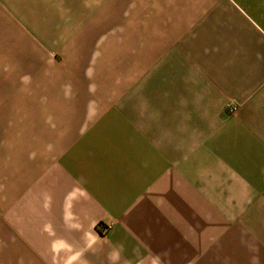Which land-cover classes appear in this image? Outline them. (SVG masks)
<instances>
[{
    "label": "crops",
    "instance_id": "0c3cea01",
    "mask_svg": "<svg viewBox=\"0 0 264 264\" xmlns=\"http://www.w3.org/2000/svg\"><path fill=\"white\" fill-rule=\"evenodd\" d=\"M78 35L0 70V264H264V0H82Z\"/></svg>",
    "mask_w": 264,
    "mask_h": 264
},
{
    "label": "rangeland",
    "instance_id": "374dc122",
    "mask_svg": "<svg viewBox=\"0 0 264 264\" xmlns=\"http://www.w3.org/2000/svg\"><path fill=\"white\" fill-rule=\"evenodd\" d=\"M80 29L82 0H0V47L8 60L0 70L6 75L30 73L29 66L10 64L35 57L36 44L77 41ZM53 54L60 59L63 51Z\"/></svg>",
    "mask_w": 264,
    "mask_h": 264
},
{
    "label": "built area",
    "instance_id": "2783aa9c",
    "mask_svg": "<svg viewBox=\"0 0 264 264\" xmlns=\"http://www.w3.org/2000/svg\"><path fill=\"white\" fill-rule=\"evenodd\" d=\"M228 109L230 112H234L236 110V107L231 104H228Z\"/></svg>",
    "mask_w": 264,
    "mask_h": 264
}]
</instances>
